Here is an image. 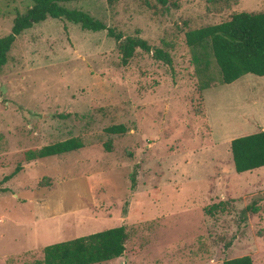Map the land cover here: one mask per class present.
Returning <instances> with one entry per match:
<instances>
[{"label":"rangeland","instance_id":"1","mask_svg":"<svg viewBox=\"0 0 264 264\" xmlns=\"http://www.w3.org/2000/svg\"><path fill=\"white\" fill-rule=\"evenodd\" d=\"M29 3L0 0V37ZM63 4L169 63L139 47L122 63L106 30L62 18L15 37L0 68V264H32L47 244L118 225L122 255L95 264H264V166L235 172L229 151L232 138L264 129V75L221 83L210 56L197 69L203 48L184 42L186 30L264 10V0ZM71 137L82 146L23 159Z\"/></svg>","mask_w":264,"mask_h":264},{"label":"trees","instance_id":"2","mask_svg":"<svg viewBox=\"0 0 264 264\" xmlns=\"http://www.w3.org/2000/svg\"><path fill=\"white\" fill-rule=\"evenodd\" d=\"M28 7L18 13L12 20L10 30L0 37V68L6 61V53L15 37L33 24L50 18H62L78 24L81 29L90 31L106 30L108 36L117 40L121 62L131 57L134 49L139 47L151 52L156 59L169 63L166 52L160 48L150 47L138 37L122 36L113 32L100 20L88 13L65 6L63 3L78 0H29ZM110 1V0H108ZM166 6L168 0H155ZM185 44L194 48H203L200 57L193 55L195 65L203 69L210 56L219 73V82L230 83L238 77L250 73L264 75V10L257 12L239 11L232 13L228 19L188 29L184 32ZM210 84V83H209ZM208 83H202L207 87ZM107 132H121L122 125H111ZM82 143L77 138H67L45 144L35 149L22 152L24 160H32L78 149ZM229 151L235 172H245L264 166V129L232 138ZM21 168L15 166L12 174ZM132 181V177L130 178ZM127 233L123 225L113 226L86 235L64 241L47 244L41 248V258L32 264H94L121 256ZM219 264H252L248 255L227 258Z\"/></svg>","mask_w":264,"mask_h":264},{"label":"crops","instance_id":"3","mask_svg":"<svg viewBox=\"0 0 264 264\" xmlns=\"http://www.w3.org/2000/svg\"><path fill=\"white\" fill-rule=\"evenodd\" d=\"M120 256H118V257H115V258H113V259H117V258H119ZM110 260H112V259H110ZM107 261H109V260H107ZM104 262V261H103ZM95 264V263H94Z\"/></svg>","mask_w":264,"mask_h":264}]
</instances>
